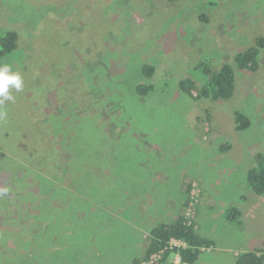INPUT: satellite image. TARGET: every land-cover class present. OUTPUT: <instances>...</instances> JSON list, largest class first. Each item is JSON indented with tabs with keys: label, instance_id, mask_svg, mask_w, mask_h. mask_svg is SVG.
<instances>
[{
	"label": "rangeland",
	"instance_id": "374dc122",
	"mask_svg": "<svg viewBox=\"0 0 264 264\" xmlns=\"http://www.w3.org/2000/svg\"><path fill=\"white\" fill-rule=\"evenodd\" d=\"M13 29L19 47L0 62L24 88L0 106V264H134L191 179L186 215L214 242L193 264L262 246L264 195L247 170L264 154V48L255 72L234 58L264 37V0H0V35ZM224 63L230 98L179 88Z\"/></svg>",
	"mask_w": 264,
	"mask_h": 264
},
{
	"label": "trees",
	"instance_id": "16d2710c",
	"mask_svg": "<svg viewBox=\"0 0 264 264\" xmlns=\"http://www.w3.org/2000/svg\"><path fill=\"white\" fill-rule=\"evenodd\" d=\"M173 1V0H169ZM20 32V33H19ZM6 30V32L0 35V61L12 51L19 47V37H21V31L19 30ZM264 48V37H258L256 44L242 53H239L234 58L235 67L240 70H249L255 72L259 68L257 61V55L259 49ZM42 50H39L37 57L42 56ZM1 63V62H0ZM154 66L149 63H144L142 71L146 77H153ZM204 74L209 75L208 68L202 69ZM179 88L187 95L194 98L210 97L212 99L222 98L228 99L232 96L235 85V72L234 68L224 63L218 72L209 77L207 82L198 87L196 82L191 78L181 79L179 81ZM153 84H139L136 87L138 94L145 95L152 90ZM197 90V95H193L192 90ZM235 126L237 130L246 129L249 124V118L243 113L237 111L234 114ZM229 147V144H227ZM4 153H2L3 155ZM254 165L247 170V184L251 192L257 195H264V154L256 153L254 155ZM48 180V179H47ZM191 179L186 185V196L182 203L181 212L177 214L176 218L171 221H160L149 230V234L146 237V249L142 255V258L134 259L133 263L138 264L142 259L148 260L154 253L159 252L166 246L170 247V240L177 239L182 241L184 246H172L171 249H166L162 254L160 261H164L168 254L171 252H177L180 257L181 264H193L204 248H209L214 245V242L210 239L202 237L195 227V222L186 215V211L191 203ZM50 180H48V183ZM52 184V183H51ZM233 211L230 213V217L233 213L240 215V210L236 207H232ZM203 248V249H202ZM264 261V241L262 246L255 248L252 251H244L238 254L235 259L236 264H262Z\"/></svg>",
	"mask_w": 264,
	"mask_h": 264
},
{
	"label": "clouds",
	"instance_id": "9594fccd",
	"mask_svg": "<svg viewBox=\"0 0 264 264\" xmlns=\"http://www.w3.org/2000/svg\"><path fill=\"white\" fill-rule=\"evenodd\" d=\"M23 88L24 80L20 72L14 71L10 64L0 63V106H3L6 102H14L13 92H21ZM4 115L5 113L0 111V117ZM0 192L6 193L7 189L0 190Z\"/></svg>",
	"mask_w": 264,
	"mask_h": 264
},
{
	"label": "built area",
	"instance_id": "2783aa9c",
	"mask_svg": "<svg viewBox=\"0 0 264 264\" xmlns=\"http://www.w3.org/2000/svg\"><path fill=\"white\" fill-rule=\"evenodd\" d=\"M184 245L185 244L180 240L171 239L170 240V247L166 246L164 249L160 250L159 252L152 254L148 260H143L140 264H155L158 260L161 259L162 254L164 253V251H166V249H171V248H173L172 246H184ZM175 259H176V262L181 264L180 257L177 254V252H175Z\"/></svg>",
	"mask_w": 264,
	"mask_h": 264
},
{
	"label": "crops",
	"instance_id": "0c3cea01",
	"mask_svg": "<svg viewBox=\"0 0 264 264\" xmlns=\"http://www.w3.org/2000/svg\"><path fill=\"white\" fill-rule=\"evenodd\" d=\"M170 208H172V207H170ZM177 216V215H176ZM176 216H175V218H176ZM174 218H171V220H173ZM170 220V221H171ZM195 227H196V229L198 230L199 229V226H197V224L195 225ZM203 237V236H202ZM212 248V247H211ZM236 259V258H235Z\"/></svg>",
	"mask_w": 264,
	"mask_h": 264
}]
</instances>
